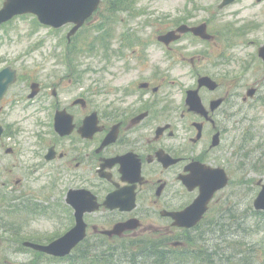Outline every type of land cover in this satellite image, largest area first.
<instances>
[{
	"label": "flooded vegetation",
	"instance_id": "obj_1",
	"mask_svg": "<svg viewBox=\"0 0 264 264\" xmlns=\"http://www.w3.org/2000/svg\"><path fill=\"white\" fill-rule=\"evenodd\" d=\"M202 23L209 31L207 18L189 13L168 30ZM146 24L138 21L126 35L110 37L107 53L89 59L78 53L83 61L73 64L68 61L74 53L52 64L0 53V71L16 72L0 99V230L22 234L48 222L47 230L38 227L29 240L7 248L8 255L0 254V264H16L13 257L26 255L23 249L33 251L26 243L46 245L64 235L77 217L85 230L72 250L79 253L140 249L152 238L164 250L186 249L183 241L205 222L180 228L172 214L197 198L199 189L191 188L195 170L199 177L206 168L227 169L228 124L238 123L236 101H249L238 90L257 93L259 82L240 84L236 75L227 82L226 48L210 31L209 41L187 33L163 46L156 34L153 41L143 34ZM154 45L158 51L149 56ZM184 66L193 81L180 90L169 75ZM84 67L93 76L90 85L79 83ZM202 76L216 85L199 86ZM188 92H194L192 108ZM117 226H124L118 234L106 233Z\"/></svg>",
	"mask_w": 264,
	"mask_h": 264
},
{
	"label": "rangeland",
	"instance_id": "obj_2",
	"mask_svg": "<svg viewBox=\"0 0 264 264\" xmlns=\"http://www.w3.org/2000/svg\"><path fill=\"white\" fill-rule=\"evenodd\" d=\"M3 1L0 0V7ZM112 2L117 3V0H101L96 14L69 42L66 35L70 26L52 30L38 25L33 16L16 17L0 27V53L29 55L45 64L58 62V58L64 53H74L72 59L68 61L69 64H73L78 58L83 61L78 53L92 54L96 51L94 48L96 44L101 45L100 42L109 41V37L124 34L128 26L132 27L138 21H146L142 32L151 38L154 34L185 19L189 13H195L198 19L207 18L209 31L217 36V45L226 48L228 60L224 68L225 79L228 82L236 75L241 78L240 84L259 82L257 96L260 99L251 101L247 107H241L242 124L228 126L225 165L230 174V181L228 187L219 191L212 201L206 224L209 231L205 233V235L210 233V238L205 244V251L207 255L214 253L213 264H264V222L261 221L264 212L257 213L252 209L253 200L259 193V187L255 186V182L259 179L264 181V153H260L258 148V145L264 143V71L262 62L256 56L257 48L264 43V0H237L235 4L223 10L217 9L220 0H127V3H122L119 8L110 12L106 7ZM129 10H133L131 17ZM151 39L153 41V38ZM83 44L85 45L82 46ZM157 51L154 45L149 49V56L151 53L156 55ZM162 55L167 54L161 51ZM5 57L3 61H6ZM27 66L37 67L32 64ZM214 72L213 70L212 73ZM169 78L175 81V85L180 89L192 83L188 67L176 68ZM78 79L79 83L90 85L93 76L84 67L80 69ZM68 86L67 83V92L71 87ZM238 92L244 94L245 89ZM72 94L71 91L67 97ZM240 146L241 156L236 157ZM248 154L252 162L245 159ZM4 221L11 227L8 222L11 220ZM47 223L42 221L34 223V230H30L31 234L29 229L22 234L0 230V243L3 244L0 254H3V257L8 255L7 248L23 240H29L32 232H36L38 227L41 231L44 228L47 230ZM131 248L130 246L129 253L115 251L114 261L111 259L109 264H130L122 263V260L127 254L129 257L132 256ZM31 259L38 264L41 263L34 255L13 257L16 264H33Z\"/></svg>",
	"mask_w": 264,
	"mask_h": 264
},
{
	"label": "water",
	"instance_id": "obj_3",
	"mask_svg": "<svg viewBox=\"0 0 264 264\" xmlns=\"http://www.w3.org/2000/svg\"><path fill=\"white\" fill-rule=\"evenodd\" d=\"M234 0H222L220 7L226 6L232 3ZM98 5V0H5L2 9L0 10V24H3L11 20L14 16L23 14H33L37 16L39 22L44 25L54 28L61 27L66 23H74L73 34L86 19H88ZM179 32L191 31L193 34L206 38L205 26L202 25L198 28L187 29L181 27ZM177 37L174 32H170L167 35L160 38L165 44L170 43ZM259 55L264 60V47L259 50ZM4 71L0 75V79L3 78ZM9 78L8 76L6 77ZM210 80L202 79L201 84H208ZM5 86L0 81V96L3 94ZM192 106V105H191ZM197 107V104L195 105ZM2 129L0 127V134ZM214 172L207 173L203 178L196 180L194 186H199L200 194L195 200L194 205L186 209L184 212L173 214L175 224L177 226H193L202 217L203 212L206 209L207 203L211 200L213 194L226 186L228 179L223 171H220L219 175ZM198 172L194 171V180L198 176ZM208 178V179H207ZM254 207L257 210H264V186L262 191L254 201ZM123 228V227H122ZM119 229H115L111 233L117 232ZM84 237V226L77 217V226L69 232L63 238L55 241L47 247L34 248L47 252L54 256H65L69 254L70 250Z\"/></svg>",
	"mask_w": 264,
	"mask_h": 264
},
{
	"label": "trees",
	"instance_id": "obj_4",
	"mask_svg": "<svg viewBox=\"0 0 264 264\" xmlns=\"http://www.w3.org/2000/svg\"><path fill=\"white\" fill-rule=\"evenodd\" d=\"M261 221L264 222V218H262ZM208 257H209V264H213L214 262H213L212 256H208ZM205 258L206 257L203 256L204 261H205ZM206 261H207V259H206Z\"/></svg>",
	"mask_w": 264,
	"mask_h": 264
}]
</instances>
